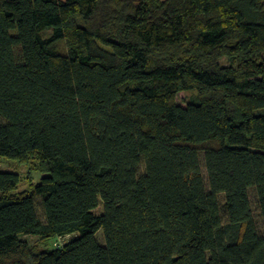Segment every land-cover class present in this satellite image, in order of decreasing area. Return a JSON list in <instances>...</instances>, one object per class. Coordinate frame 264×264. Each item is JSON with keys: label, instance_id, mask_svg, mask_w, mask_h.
<instances>
[{"label": "trees", "instance_id": "16d2710c", "mask_svg": "<svg viewBox=\"0 0 264 264\" xmlns=\"http://www.w3.org/2000/svg\"><path fill=\"white\" fill-rule=\"evenodd\" d=\"M0 158V264H264V0H0Z\"/></svg>", "mask_w": 264, "mask_h": 264}, {"label": "rangeland", "instance_id": "374dc122", "mask_svg": "<svg viewBox=\"0 0 264 264\" xmlns=\"http://www.w3.org/2000/svg\"><path fill=\"white\" fill-rule=\"evenodd\" d=\"M222 64L228 66L230 63L226 59H223ZM193 96H194V93H192V92L181 93L178 95V98H177L178 103L181 105H186L188 103V101ZM0 172H11V173L18 174L20 179H21L19 191L28 190L29 189V183L36 185L40 182L41 178L44 176V175H41L40 173L32 171V169L29 167V165H20L16 161H12V160H8V159H1V158H0ZM250 197L252 200V209L254 212V217L256 220L257 227H258V231L260 233H262L263 232L262 223H261V219L259 217V212L257 210L256 203L254 200L253 191H251ZM39 201L40 200L38 199L37 200L38 205H39ZM38 215L40 216L41 219H43L39 206H38ZM22 238L32 245H38L36 248V251H38V252L50 250L53 247L52 246L53 241H51V240L47 241L44 245H39V244H37V239H38L37 237L25 236ZM96 238H97L99 243L103 244V237H102L101 231H99L97 233Z\"/></svg>", "mask_w": 264, "mask_h": 264}, {"label": "built area", "instance_id": "2783aa9c", "mask_svg": "<svg viewBox=\"0 0 264 264\" xmlns=\"http://www.w3.org/2000/svg\"><path fill=\"white\" fill-rule=\"evenodd\" d=\"M62 243H63V239H59L58 244L56 245L58 246L59 244H62Z\"/></svg>", "mask_w": 264, "mask_h": 264}]
</instances>
